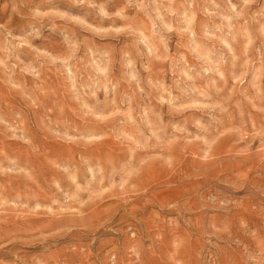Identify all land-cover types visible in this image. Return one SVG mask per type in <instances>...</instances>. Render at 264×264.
Here are the masks:
<instances>
[{"label":"rangeland","instance_id":"1","mask_svg":"<svg viewBox=\"0 0 264 264\" xmlns=\"http://www.w3.org/2000/svg\"><path fill=\"white\" fill-rule=\"evenodd\" d=\"M0 264H264V0H0Z\"/></svg>","mask_w":264,"mask_h":264}]
</instances>
